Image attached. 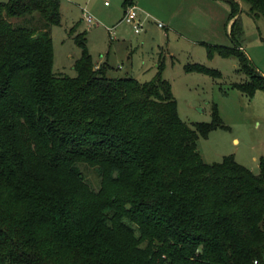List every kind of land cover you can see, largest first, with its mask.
Masks as SVG:
<instances>
[{
	"label": "trees",
	"instance_id": "16d2710c",
	"mask_svg": "<svg viewBox=\"0 0 264 264\" xmlns=\"http://www.w3.org/2000/svg\"><path fill=\"white\" fill-rule=\"evenodd\" d=\"M222 1L234 48L207 53L237 55L250 82L236 88L264 92L239 44L243 6L264 18V0ZM60 23V0L0 3V264H264V162L205 163L197 141L222 127L217 111L181 120L160 61L150 82L109 77L81 32L75 76L55 74Z\"/></svg>",
	"mask_w": 264,
	"mask_h": 264
},
{
	"label": "rangeland",
	"instance_id": "374dc122",
	"mask_svg": "<svg viewBox=\"0 0 264 264\" xmlns=\"http://www.w3.org/2000/svg\"><path fill=\"white\" fill-rule=\"evenodd\" d=\"M7 1L0 0V3ZM123 1L60 0L61 23L54 26L51 33L55 56L53 72L58 74V70L63 69V74L75 76L73 59L80 56V49L72 40L71 29H74L73 35L86 33L87 49L93 60L108 56L111 66L107 74L109 77L127 76L126 59L130 56L132 66L131 75L128 76H133L141 83L150 82L157 75V67L161 62V76L171 86L181 120L190 125L211 123L213 109L217 111L222 127L212 129L207 139L197 141V151L202 160L210 164L232 155L236 162L257 174L260 162H264V92L257 90L249 96L238 90L236 85L250 82L249 77L241 70L238 56L221 57L214 54L210 57L206 48L207 45L234 48L225 27L229 13L220 27L213 8H208L214 14L210 16L213 19L203 16L202 9H191V17L211 21L209 27L204 25L200 29L192 28L190 23L175 16L174 30L198 43L180 40L169 44L164 29V51L168 48L174 50L175 57L164 56V61L159 59L160 62L155 67L152 58L157 51L158 34L163 29L147 25L138 16L142 30L136 34L131 25L121 22L124 16ZM84 13L92 17L93 24L83 21ZM30 17L32 16L11 18L9 21L14 26H31ZM240 24L243 31L239 39L242 52L254 69L264 77V18L249 14L244 5ZM112 28L114 34L111 38L108 30ZM143 36H149V40L142 41ZM194 64L204 66L208 72L185 71L186 65ZM118 65L120 69L117 68ZM233 140H237V143ZM84 174L91 186L97 189V174L93 170H85Z\"/></svg>",
	"mask_w": 264,
	"mask_h": 264
},
{
	"label": "crops",
	"instance_id": "0c3cea01",
	"mask_svg": "<svg viewBox=\"0 0 264 264\" xmlns=\"http://www.w3.org/2000/svg\"><path fill=\"white\" fill-rule=\"evenodd\" d=\"M133 5L138 10L139 19L147 22V25L150 24L152 27H157L156 25L157 22L164 25L163 30L160 31L161 33L159 32L158 34L159 42L156 45L157 51L154 54L155 57L152 58V61L155 64V67H157L158 65L157 63L159 59H162L164 61V56L165 58L175 57L174 50L168 48L166 51H164V29L166 31L165 38L169 44L171 41H173L174 43H178L177 41H180V40H184L185 42H189L191 44L198 43L196 42L197 40H194L192 38H185L183 35L179 34L177 30H174L175 28H173V21L175 19V16H178L186 23H190L192 28L200 29L204 25L206 27H209L210 22H211L209 19H213V17H210V16H214V14H211V11L208 8L210 9L213 8V10L215 11V16L218 19V26L220 25V27L225 22V19L228 14V7L225 5V3L222 0H134ZM191 9H199V10L202 9L203 16L209 17V19L204 18L202 20L200 18L201 20H198V17L196 18L191 17L190 15V13H192ZM125 11L126 10L123 9V13H125ZM230 24L231 22L229 23L226 22L225 27H226L227 34L229 32ZM52 28H51V33H52ZM168 31H169V34H167ZM73 36L74 35H72L71 37ZM141 39L142 41L146 42L149 40V36L148 37L143 36ZM86 44H87V41H86ZM53 54H54V50H53ZM54 58H53V68H54V63H55ZM78 58L73 59L74 60L73 66H74L75 61ZM92 61H93L95 68H99L102 65L107 66V74H108V70L111 67L109 65L108 56L107 57L100 56V59L97 61L93 60L92 58ZM131 66H132L131 57L128 56L126 59V75L127 76L131 75L130 74ZM117 68L120 69V65H118ZM62 70H58L57 73L65 75L63 74ZM129 77L134 78L133 76H129ZM233 142L237 143V140H233Z\"/></svg>",
	"mask_w": 264,
	"mask_h": 264
},
{
	"label": "built area",
	"instance_id": "2783aa9c",
	"mask_svg": "<svg viewBox=\"0 0 264 264\" xmlns=\"http://www.w3.org/2000/svg\"><path fill=\"white\" fill-rule=\"evenodd\" d=\"M106 4L107 3H105V5ZM83 21H85L87 24H93L92 17L86 13L83 14ZM121 22L128 24V25H131L136 34L140 33V31L142 30V25L138 19V10L134 5H131L126 9ZM156 25L160 29L164 28V25L161 23H156ZM108 31H109L110 37L112 38L111 35L114 34V32H113L114 29L112 28L111 30H108Z\"/></svg>",
	"mask_w": 264,
	"mask_h": 264
}]
</instances>
